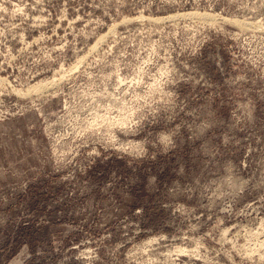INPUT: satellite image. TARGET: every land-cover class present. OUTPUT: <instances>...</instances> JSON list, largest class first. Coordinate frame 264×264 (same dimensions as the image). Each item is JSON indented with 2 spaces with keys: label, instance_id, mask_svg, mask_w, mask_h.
<instances>
[{
  "label": "rangeland",
  "instance_id": "1",
  "mask_svg": "<svg viewBox=\"0 0 264 264\" xmlns=\"http://www.w3.org/2000/svg\"><path fill=\"white\" fill-rule=\"evenodd\" d=\"M0 264H264V0H0Z\"/></svg>",
  "mask_w": 264,
  "mask_h": 264
},
{
  "label": "bare ground",
  "instance_id": "2",
  "mask_svg": "<svg viewBox=\"0 0 264 264\" xmlns=\"http://www.w3.org/2000/svg\"><path fill=\"white\" fill-rule=\"evenodd\" d=\"M182 14H180V16H181ZM183 16H185L184 14H183ZM250 26V25H249Z\"/></svg>",
  "mask_w": 264,
  "mask_h": 264
}]
</instances>
